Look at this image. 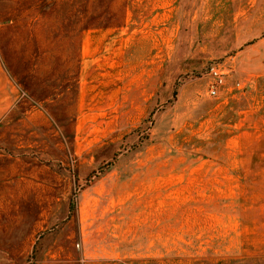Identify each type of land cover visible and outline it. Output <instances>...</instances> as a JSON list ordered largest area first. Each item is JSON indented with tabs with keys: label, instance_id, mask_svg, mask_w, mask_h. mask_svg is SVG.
<instances>
[{
	"label": "rangeland",
	"instance_id": "rangeland-1",
	"mask_svg": "<svg viewBox=\"0 0 264 264\" xmlns=\"http://www.w3.org/2000/svg\"><path fill=\"white\" fill-rule=\"evenodd\" d=\"M0 264H264V0H0Z\"/></svg>",
	"mask_w": 264,
	"mask_h": 264
},
{
	"label": "built area",
	"instance_id": "built-area-1",
	"mask_svg": "<svg viewBox=\"0 0 264 264\" xmlns=\"http://www.w3.org/2000/svg\"><path fill=\"white\" fill-rule=\"evenodd\" d=\"M208 73L211 75V81L208 85V92L212 95L217 93L218 87L223 83L224 71H222L219 65L212 64L208 68Z\"/></svg>",
	"mask_w": 264,
	"mask_h": 264
}]
</instances>
